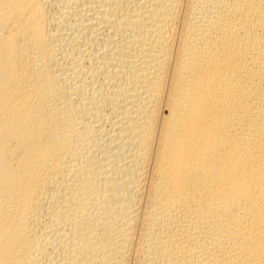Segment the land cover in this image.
I'll list each match as a JSON object with an SVG mask.
<instances>
[{"label":"bare ground","instance_id":"1","mask_svg":"<svg viewBox=\"0 0 264 264\" xmlns=\"http://www.w3.org/2000/svg\"><path fill=\"white\" fill-rule=\"evenodd\" d=\"M0 264H264V0H0Z\"/></svg>","mask_w":264,"mask_h":264},{"label":"rangeland","instance_id":"2","mask_svg":"<svg viewBox=\"0 0 264 264\" xmlns=\"http://www.w3.org/2000/svg\"><path fill=\"white\" fill-rule=\"evenodd\" d=\"M54 9V10H53ZM48 11L51 13L52 11H55V8H53V7H49V9H48Z\"/></svg>","mask_w":264,"mask_h":264}]
</instances>
